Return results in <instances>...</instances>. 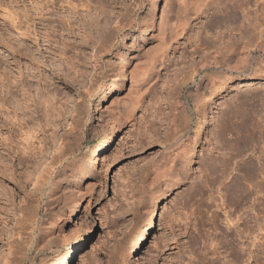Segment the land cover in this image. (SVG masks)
Instances as JSON below:
<instances>
[{"label":"rangeland","instance_id":"374dc122","mask_svg":"<svg viewBox=\"0 0 264 264\" xmlns=\"http://www.w3.org/2000/svg\"><path fill=\"white\" fill-rule=\"evenodd\" d=\"M69 1L71 5L66 0H0V82L15 90L13 79H21L31 106L30 114L22 106V91L16 89L20 106L4 92L0 264H61L71 244L77 250L69 264H231L226 239L234 246L236 264H264V78L249 75L264 65L262 38L257 37L259 30L264 33V22L257 18L261 6L254 0ZM254 24H260L258 29ZM149 28L152 38L139 41V56L129 69L137 78L129 72L120 90L105 88L120 81L108 59L127 34L141 37ZM213 53H219L222 63L200 69ZM242 63L247 67L239 72ZM143 71L146 81L138 85ZM202 77L219 86L196 107L188 91ZM101 88L108 93L99 111L119 127L95 158L102 134L92 131L93 107ZM176 91L183 104L189 103L191 123L175 141L182 123ZM42 93L53 97L52 105L49 98L45 105ZM236 98L248 102L251 111H245V118L253 131L229 157L213 134L222 114L238 105ZM127 101L133 109L124 115ZM43 105L48 109L44 115ZM186 134L198 140L183 168L189 170L187 180L164 198L141 189L145 169ZM214 157L225 161V170L213 172L204 185L203 161L211 163ZM63 176L78 183L76 210L67 204L61 211L54 207ZM198 188L211 197L210 209L205 202L211 200L201 198ZM221 199L240 229L247 220L252 236L246 238L245 231L236 236L234 224L215 207ZM151 200L155 224L131 253ZM182 208L187 217L178 212ZM213 214L217 218L212 222Z\"/></svg>","mask_w":264,"mask_h":264},{"label":"bare ground","instance_id":"6f19581e","mask_svg":"<svg viewBox=\"0 0 264 264\" xmlns=\"http://www.w3.org/2000/svg\"><path fill=\"white\" fill-rule=\"evenodd\" d=\"M66 2L69 5H71L70 4L71 1L66 0ZM254 2L256 3V7H257V5H260L261 6V8L259 10L261 14H259L260 17L258 16L257 18L259 20H262L261 22L263 24V22H264V0H254ZM73 6H72V8H73ZM260 6H258V9H259ZM69 7H71V6H69ZM255 10L257 11V9H255ZM256 11H255V13H256ZM31 18H32V15H31ZM62 20H61V22H63ZM256 22H257V20H256ZM255 25L256 24H254V26ZM258 26H260V24ZM258 26L256 27L257 29H258ZM151 30L152 29L149 28L147 31H144V33H143V35L141 37L139 35L134 34V33H130V34H127L125 36V40L118 47V49L116 50V52L113 53L111 55V57L108 59V61H107L108 62L107 64L110 66V70H114V69L117 68V70H118L117 71L118 76H117L116 79L117 80H120V81L119 82H115V83L114 82L107 83V85H106L105 88L108 87L109 89H112V90L113 89L114 90H120L122 87L125 86L124 80L129 77V75H130L129 72H131L129 70L130 69V65L133 62V60L134 59H137L138 56H139V47H140L139 46V44H140L139 41L142 44L147 43L152 38L149 35L151 33L150 32ZM263 34L264 33H262V31L259 30L257 37L258 38H262V46H263V50H264V36H263ZM219 53L210 54V56H208V58H206L207 59L205 61L206 63L205 62H204L205 64L204 63H201L202 65H201L200 69H203L205 67H210L211 65L217 64L220 61H222L220 59L221 57L219 58ZM221 63L222 62H220L219 64H221ZM239 63H241V62H239ZM262 64H264V63H262ZM230 66L228 65V68ZM260 66H259V68L258 67L255 68V69L252 68L253 71L252 72L250 71L251 73H249V75H255V76H259V77L264 78V68H262V66H264V65H260ZM245 67H247L246 64H243L240 67V69L238 67H237V69H239V72H242L243 68H245ZM134 71L131 72L133 75L135 74ZM138 73H140V72H138ZM132 74H131V76H133ZM17 75H20V73L17 74ZM137 76H139L138 77V83H139L138 85H142L144 83V81H146L145 79H146V76H147V72L143 71V72H141V74H138ZM225 76L226 75H224V78H225ZM191 78L193 79V76H191ZM13 81H14L15 90H12L11 87H6V85L2 81L0 82V116H2L4 114V104H5V99H6L5 98V95H4V92L5 93H8V96L10 97L9 99H11V101L13 100L14 103H17L20 106V102L18 101V99L16 97V96H18L16 94V91L17 90L18 91H22L20 93L21 99H22V106L24 105V109L28 110L29 113L31 114V106L27 103L28 102L27 92H29V89H26L25 88V86L21 82V79H18V77L17 78L15 77L13 79ZM220 81L222 83L224 80L223 81L220 80ZM216 86L217 87L219 86L218 84H216V82L215 83H212L208 79L202 77L197 82L196 87L193 90H189L188 91V95L191 96L190 98L193 100L192 101V102H194L193 104H195V106L198 107L201 103L203 104V102H205L207 99H211L212 98V96L214 95V92L216 90L215 89ZM105 88H101L99 95L94 100V107H93L94 121H93V125H92V131H94L96 134H102V137H101L100 141L97 144H95V158H97L98 154L100 153V151L102 149L107 148V146H109V144H111V138L113 137L115 130L119 127V122L118 121L115 122L114 120H112L113 121L112 122L111 121L112 118H110L107 115H104L103 113H101L99 111L100 105L105 100V98L107 96V93H108L107 92L108 90L106 91ZM47 94H49V93L47 92ZM47 94H43V96H46ZM49 95L51 97V94H49ZM139 96L140 95H137V97H139ZM50 97H47L46 96V98H42V100L44 101L45 99L49 98V99H47V101H48L47 104L49 103L50 105H52V103H50L51 101L49 102V100L53 99V97L51 99H50ZM133 98L135 100V101L134 100L133 101L136 103L138 98H136V96L133 97ZM175 98H176L175 99V102L176 103L177 102L178 103L180 102L182 104L181 107H180V110H179L180 111V113H179L180 115L179 116L182 119V121H181L182 123H180L181 124V128L178 130L177 133L175 132V135L173 134L174 138H176L175 139V141H176V140H179L178 137H179L180 134H182L184 132L185 133H188L187 132V127H190L189 124L191 123V117H190L189 112H188L189 111L188 110L189 103L186 102V104L185 103L183 104L182 96L177 91H176ZM242 99H241V101L237 99L239 101L238 102V105H236L237 104L236 103L235 104L236 107L234 106L233 109H227L222 114L223 115L222 116L223 119H221V120L223 122H220V124L218 126H216L217 129H216L215 133L213 134L214 141L216 142V144L219 143V146L217 144V146L219 147V150L220 149H227L228 152H229V155H228L229 157H231V156L232 157H235L234 154H237L239 152L240 148H242L240 146V141H242V139L245 138V136L247 135V133H250L251 131H253L252 126L247 125V121H246L247 118H245V116H246L245 111L246 110H250L251 111V109H248L246 107L247 106L246 103H248V102L247 101L246 102L245 101H242ZM244 100H246V99H244ZM131 101H130V103H131ZM38 103H40V102H38ZM44 103H45V101H44ZM126 103H129V102L127 101ZM130 103H129V107H127V104H124V106L126 105L125 108H127V112L125 111L124 115H126L127 113L129 114L131 112V109H133V107L130 106ZM45 105H46V103H45ZM45 105H43V110H42L43 111L42 112L43 115L46 114V111L48 110V109H44V108H47V107H44ZM132 105L134 106V103ZM50 107L51 106H49V109H50ZM17 108H20V107H17ZM123 110H122V112H124ZM233 110H235V111H233ZM175 141H173V142H175ZM197 142H198V140H197V136L196 135H194V134H188L187 137L185 139H183V141L181 140L180 143H178V144L176 143L178 145L177 147H175V148L167 151V153L165 154V156L163 157V159L161 161L156 162L155 164H153L152 166H150L148 169H145V171L143 173V179H142V182H143L142 185L143 186L141 187V189H143L145 191H146V189H148L147 192L150 191L149 193L151 195H153V196L155 195V196H157L159 198H164L166 196H169L170 195V192L173 189L177 188L180 184L184 183L185 182V179L187 180L186 177H187V172L189 170L188 169H187L188 171L187 170H183V168H185V167L188 166V161L191 158V156L193 155V152H194V150L196 148ZM233 152H234V154H233ZM73 160L76 163L75 165H80L78 158L74 157ZM211 161H210L211 163H209V161H208V163L203 161V163H204L203 164V168H202L203 170L202 169L200 170L201 171L200 174L203 173V175H204V180L202 179L203 180V183L202 184H204V185H206L209 182L208 181V177H211L213 172H216V170H225V161L223 159H221V158H215L214 157ZM62 170H64V171L69 170V167L68 166H63ZM189 188H192V187H189ZM200 188H202V187H200ZM198 190H199V188H198ZM201 191L199 190V193ZM79 192H81V191H80V189L78 187L77 181L75 179H73V178H70V177H67V176H63V180H62L60 186L59 185L57 186L56 199L54 200V207H55V209L57 211L64 210L65 207H66L65 204H67V207L70 210H76L79 207V203H80V199H79V196H78ZM82 195H80V198H81ZM203 195H204L203 192L200 193V197L201 198L205 199L207 197V198H209V200H211L210 199L211 198L210 196L208 197L206 195V197H204ZM187 196H190V195H187ZM207 198H206V200H207ZM185 200H187V199H185ZM184 203H185V201L183 202V204ZM205 203H206V205H205L206 206V209H210L211 206L214 205L212 200L210 202L207 201ZM224 205H225V201L223 199H221V202L215 203V207L220 208V209H223L224 214H225L224 215L225 216L224 218L226 219V222L227 223H232V225H233L235 222H232V220H234V219H231L230 218V215H228L227 212H226V210H224V208H225ZM147 212H148L147 213L148 215L146 217V220H145L142 228L139 229L140 230V231H138L139 233L132 239V241L130 240L131 241V244H130L131 253L134 252L135 250H137L139 248L140 244L143 242V240L145 239V237L149 234L150 229L155 224L153 218H154L155 215H157V212L155 211V205H154V203H152V200L150 202V205H149V208H148V211ZM178 212L180 213V215L182 217L183 216L184 217H187V213H185V211L183 210V208L180 209V211H178ZM214 218H217V216L215 214H213V216H212V222L214 221ZM239 218L240 217L237 216L236 221ZM242 223H243V225H242L243 228L242 229H240L241 226L238 227V224H234V229H235L236 236L240 237L241 234L244 233V231L247 233L245 235L246 238L252 236L253 232H252L251 226L249 224H247V220H244ZM228 236H227V238H228ZM225 237H226V234H225ZM223 239L224 238H222V240L220 239V241L223 242L224 241ZM220 241H218V242L221 243ZM224 242H227L228 245L226 247L229 248V251H231V252H229L230 255H232V258H231L232 263L231 264H233V263L236 264V261L238 260L237 259L238 256L236 255V251L234 249L233 244L230 242V240L228 242L227 239ZM250 244L252 245V241H250ZM215 247L216 246H214L213 252H216V254H217V250L215 249ZM76 250H77V246H75L74 244H71V246L67 249L65 256L63 257V259L61 261V264H69V262L71 261L72 257H74V253L76 252ZM249 252H251V250H249ZM248 257H252L251 253L249 254ZM32 258H31V261H33Z\"/></svg>","mask_w":264,"mask_h":264}]
</instances>
